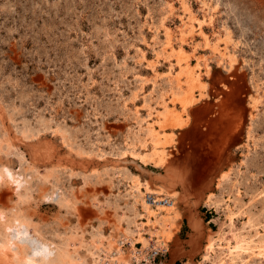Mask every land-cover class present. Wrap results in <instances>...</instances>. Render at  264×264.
I'll return each instance as SVG.
<instances>
[{"label":"rangeland","instance_id":"obj_1","mask_svg":"<svg viewBox=\"0 0 264 264\" xmlns=\"http://www.w3.org/2000/svg\"><path fill=\"white\" fill-rule=\"evenodd\" d=\"M188 1L194 11L201 12L202 0ZM204 1L213 18L211 23L204 21L202 31L211 40L228 32L227 51L234 54V68L226 71L219 53L202 49L199 30L187 37L186 50L192 57L206 58L209 74L202 66L200 78L207 91L209 87L208 94L217 92L213 74L218 72L228 78L229 87L252 115L251 137L245 134L249 118L242 115L236 132L239 145L231 151L227 169L232 170L224 186L238 189L244 209L264 223V0ZM178 2L0 0V165L5 163L13 172L23 170L26 177L20 192L4 178L0 180V239L4 224L16 212L28 218V229L21 226L19 234V240L28 246L31 239L38 238L57 244L70 238L76 243L77 237L88 239L97 228L113 235L119 211L131 213L134 198L122 176L133 172L141 179L154 176L149 179L152 183L177 190L178 195L175 223L181 225L171 251L154 254L150 263L200 259L205 235L217 229L220 220L205 205V195L195 190L199 172L192 164L193 155H187L185 164L182 161V144L190 149L189 143L177 140L161 168L143 167L128 155L111 154L123 147V139L134 125V109L144 116L143 98L154 99L166 86L168 79L159 75L166 72L167 63L153 72L139 59L142 53L153 57L152 37L161 17L165 16V24L178 38ZM158 34L157 39H162V30ZM222 47L220 42L223 51ZM140 78L145 82L132 99ZM253 84L259 87L255 108L247 101L254 93ZM209 98L191 109L213 105ZM165 101L173 110L179 109L168 94ZM189 127L179 129L178 136ZM207 183L209 191L217 192L216 177ZM134 206L139 209L136 203ZM259 230L263 233L261 227ZM191 245H195L192 254ZM6 259L0 251V264H16ZM243 264H264V254L247 253Z\"/></svg>","mask_w":264,"mask_h":264},{"label":"bare ground","instance_id":"obj_2","mask_svg":"<svg viewBox=\"0 0 264 264\" xmlns=\"http://www.w3.org/2000/svg\"><path fill=\"white\" fill-rule=\"evenodd\" d=\"M178 3L181 11L179 17L181 27L177 29L178 38L165 24V16L161 17L152 37L154 40V44H151L153 57L147 58L142 53L139 59L144 62L146 68L153 72H156L159 64L167 63L166 72L159 75L160 78L168 79L166 86L157 92L154 99L152 96L143 98L144 116H140L139 111L134 109V125L123 139V147L111 152L113 156L128 155L136 159L143 167L148 165L153 168L165 167L170 155L169 148L175 146L179 129L188 126L193 133L200 126L204 128L201 140L195 142L193 139L191 141L193 148L202 144L201 148L206 145V148H211L221 155L226 151L225 145L232 143L231 140L228 141V136L235 133L241 124L242 112L237 105L235 107L232 105L233 96L237 95L235 90L229 87L230 91L227 96L218 88L214 94H208L207 84L200 78L202 66H204L207 75L209 74L208 62L206 58L192 57L186 50L189 47L186 42L187 37L189 35L192 37L194 31L199 30L202 49L219 53V62L224 65L226 71H231L234 68L235 59L234 54L227 51L228 43L231 42L230 35L225 32L221 34V37L211 40L202 31L204 21L211 23L213 18L210 6L204 0L200 1L201 12L194 11L188 0H179ZM158 29L162 30V39H157V35L161 31L158 32ZM220 42H223V51L219 48ZM147 45H149L148 42ZM155 45L158 46V49ZM195 49L196 46L193 50ZM144 82L145 78L139 79V87L130 95L132 99L137 97V92L142 89ZM155 82L156 78H153L152 83ZM252 87L254 93L248 95L247 101L249 107L255 108L259 102V87L256 84H253ZM166 94L169 98L171 97V102L178 104V110H173L170 105L165 103ZM209 97H211L213 105L206 103V107H199L196 111L191 109L194 104ZM208 102L210 101L208 100ZM194 113L195 118H193ZM250 114L246 115L249 118L245 131L246 137L252 135L253 119ZM194 120L195 126L192 123ZM167 127L170 128V131H167ZM204 140L210 141L211 144L207 145ZM231 149L227 151H231ZM196 154L195 152L192 154L195 161L192 163L193 166L198 160L200 161L205 152L200 156ZM97 156L98 158L102 157V155ZM12 170L14 169H10L5 163L1 164L0 180L2 181L4 178L6 182L13 185L15 190H22L23 183L26 181V177L22 173L24 171L21 169L22 172H13ZM231 170L230 167L221 170L217 176V192L208 191L203 198L205 205L219 214V217H216L220 220L218 228L205 235L200 259L194 261L188 258L181 264H243V257L247 253L264 254L263 221L259 220L257 215L244 209L238 189L234 191L232 188L224 186ZM193 173L196 174L195 171ZM122 177L128 188L131 189L129 195L134 200L130 203L131 213L129 216L125 215L123 210L118 213L117 208H114L118 215L115 219L117 223H115L113 235H106L97 228L94 232H90L88 239L82 235L77 237L76 243L71 242L70 238H66L61 244L46 238H38L31 239L28 246L24 241L19 240V234L23 232L20 227L24 226L26 230L28 218L19 216L16 212L4 224L3 234L1 233L3 235L0 239L2 255L7 258L6 260L15 261L16 264H30V262L31 264H151L150 257L154 254L170 252V246L174 242L178 229V223H175L179 215L176 210L177 190H168L160 183H152L148 178L141 179L133 172H125ZM258 193L260 192L256 194L258 195ZM20 196L22 195L20 194ZM135 203L139 209L134 206ZM259 227L263 229V233ZM11 228L15 232L11 233L9 231ZM124 245L127 250L123 248ZM154 263L164 264V261L157 259L152 262V264Z\"/></svg>","mask_w":264,"mask_h":264},{"label":"crops","instance_id":"obj_3","mask_svg":"<svg viewBox=\"0 0 264 264\" xmlns=\"http://www.w3.org/2000/svg\"><path fill=\"white\" fill-rule=\"evenodd\" d=\"M213 78L216 79L217 81H220V80H223L224 78L221 76V74H219L218 72H214L213 74ZM208 92H209V87H208ZM233 100H232V105H237L238 109L240 108L242 114L241 115H247V110H245V108L243 107V104L241 103V99L239 96H233ZM209 99V98H207ZM204 100V99H203ZM235 103V104H234ZM207 114V112H205ZM214 117V115H213ZM242 117V116H241ZM247 126V125H246ZM186 128V127H185ZM204 132V128L203 127H199L198 129H195L194 133L192 132V130H185L181 136H178V139L180 138V142H187L189 143V147L190 149H186V146L185 144H182V161H186V159L188 158L187 155H192L194 152L197 153L196 155H202L204 152H205V155H202L203 157L200 159V161H198L196 164L197 165V171L199 172V177H197V185L195 184V190L199 193H203L204 195L209 191L208 190V186H209V183H207L208 181L211 180V178H217L218 174L221 172V170H224V169H227L228 168V165H230L231 161H232V150L237 146L239 145L238 142L239 140L237 139V136L239 135H236L235 137V142H236V146L231 149V151H225L223 152L221 155H219L217 152H214V150H211L210 152L207 150L205 151V148H206V145L202 146H197L196 148H193L192 144H191V141L193 139H195V142L196 140L197 141H200L201 140V134H203ZM238 132V130L236 131ZM195 134V136H194ZM203 137V136H202ZM205 141V140H204ZM194 142V141H193ZM206 142V141H205ZM177 143V142H176ZM175 143V144H176ZM191 144V145H190ZM185 145V146H183ZM199 147V148H198ZM207 149V148H206ZM184 150V151H183ZM194 150V151H193ZM199 153V154H198ZM198 156V157H199ZM172 158H174V156L172 155ZM171 157H169V159H172ZM227 159V160H226ZM185 164V162H184ZM204 165V166H203ZM205 167V169H204ZM144 178V177H143ZM145 178H148V179H152L154 180V176L152 177L151 175H147L145 176ZM206 188V189H205ZM180 223H179V226H178V230L180 229ZM177 231V230H176ZM191 250V254L192 252L194 251L195 249V245H191L188 250ZM190 258V257H189Z\"/></svg>","mask_w":264,"mask_h":264},{"label":"snow or ice","instance_id":"obj_4","mask_svg":"<svg viewBox=\"0 0 264 264\" xmlns=\"http://www.w3.org/2000/svg\"><path fill=\"white\" fill-rule=\"evenodd\" d=\"M216 87L218 89H220L225 96H227L228 95L227 89L229 87V80H228V78L225 77L222 83L219 82V81L216 82ZM193 118H195V113L193 114ZM35 254L38 255L39 253H35ZM30 264H31V262H30Z\"/></svg>","mask_w":264,"mask_h":264},{"label":"water","instance_id":"obj_5","mask_svg":"<svg viewBox=\"0 0 264 264\" xmlns=\"http://www.w3.org/2000/svg\"><path fill=\"white\" fill-rule=\"evenodd\" d=\"M198 108L196 107L195 109H194V111H196ZM206 114V113H205ZM207 114H208V112H207ZM205 118V117H204ZM203 118V119H204ZM195 122V120L192 122L193 124H194V126H195V124L196 123H194ZM236 136V132L235 133H231V135L230 136H228V141L229 140H231L232 141V143H227V145H225V150H228V149H231V148H233V147H235L237 144H236V142H235V137ZM230 141V142H231ZM207 142H209V143H207ZM206 144L207 145H210L211 143H210V141H206ZM213 150V149H212ZM214 152H216L215 150H214Z\"/></svg>","mask_w":264,"mask_h":264},{"label":"built area","instance_id":"obj_6","mask_svg":"<svg viewBox=\"0 0 264 264\" xmlns=\"http://www.w3.org/2000/svg\"><path fill=\"white\" fill-rule=\"evenodd\" d=\"M155 259H156V255H155ZM153 261H154V259H153ZM155 262V261H154ZM154 264H156V263H154Z\"/></svg>","mask_w":264,"mask_h":264}]
</instances>
